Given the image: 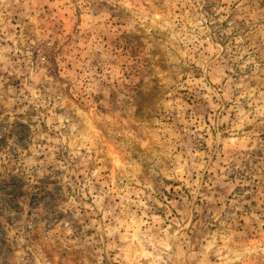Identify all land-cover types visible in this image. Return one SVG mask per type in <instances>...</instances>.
Masks as SVG:
<instances>
[{
	"label": "rangeland",
	"instance_id": "obj_1",
	"mask_svg": "<svg viewBox=\"0 0 264 264\" xmlns=\"http://www.w3.org/2000/svg\"><path fill=\"white\" fill-rule=\"evenodd\" d=\"M0 264H264V0H0Z\"/></svg>",
	"mask_w": 264,
	"mask_h": 264
}]
</instances>
